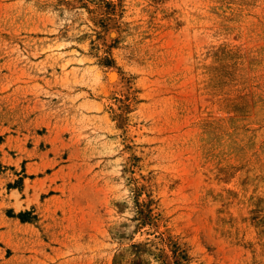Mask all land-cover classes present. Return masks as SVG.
I'll use <instances>...</instances> for the list:
<instances>
[{"label":"rangeland","instance_id":"rangeland-1","mask_svg":"<svg viewBox=\"0 0 264 264\" xmlns=\"http://www.w3.org/2000/svg\"><path fill=\"white\" fill-rule=\"evenodd\" d=\"M0 264H264V0H0Z\"/></svg>","mask_w":264,"mask_h":264},{"label":"bare ground","instance_id":"bare-ground-1","mask_svg":"<svg viewBox=\"0 0 264 264\" xmlns=\"http://www.w3.org/2000/svg\"><path fill=\"white\" fill-rule=\"evenodd\" d=\"M109 75H110L112 78H114V77L117 76L114 72H110Z\"/></svg>","mask_w":264,"mask_h":264}]
</instances>
